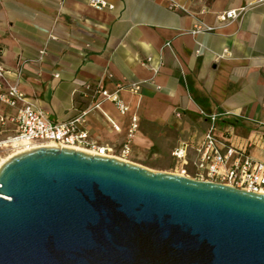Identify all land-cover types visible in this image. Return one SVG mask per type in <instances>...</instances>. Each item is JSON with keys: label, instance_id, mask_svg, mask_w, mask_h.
I'll use <instances>...</instances> for the list:
<instances>
[{"label": "crops", "instance_id": "obj_1", "mask_svg": "<svg viewBox=\"0 0 264 264\" xmlns=\"http://www.w3.org/2000/svg\"><path fill=\"white\" fill-rule=\"evenodd\" d=\"M105 1L0 0L2 64L28 99L58 121L88 108L84 128L110 152L135 116L130 152L159 157L207 131L205 114L221 113L218 136L232 131L264 162V0ZM228 10L240 14L221 20ZM135 82L138 92L128 89Z\"/></svg>", "mask_w": 264, "mask_h": 264}, {"label": "water", "instance_id": "obj_2", "mask_svg": "<svg viewBox=\"0 0 264 264\" xmlns=\"http://www.w3.org/2000/svg\"><path fill=\"white\" fill-rule=\"evenodd\" d=\"M0 264H264V193L33 148L0 168Z\"/></svg>", "mask_w": 264, "mask_h": 264}, {"label": "built area", "instance_id": "obj_3", "mask_svg": "<svg viewBox=\"0 0 264 264\" xmlns=\"http://www.w3.org/2000/svg\"><path fill=\"white\" fill-rule=\"evenodd\" d=\"M89 1L97 8L108 5L105 0ZM239 14L240 12L236 10H228L221 13L219 18L226 20ZM201 29V26H197L194 32ZM205 30L212 31L214 27L207 26ZM1 53L0 41V159L10 151L41 147L50 143L58 147L81 148L95 154L109 155L110 148L92 141L84 128L88 108H83L76 117L69 120L51 119L46 111L38 108L28 99L17 82L10 79L12 72L2 64ZM15 76L19 78L20 72H16ZM86 88L89 89L90 85ZM128 89L138 92L140 83H132ZM101 91L105 98L111 99L116 104L120 112L125 113L126 106L116 92L105 89ZM96 106L98 107L99 104ZM176 115L180 116L181 113L176 112ZM205 115L210 121L209 129L180 143L172 151L173 157L181 163L182 173L200 180L227 183L248 191L264 193V162L251 156L248 150L250 142L244 145L234 143V134L230 130L226 131L224 137H219L216 129L221 113ZM114 127L120 129L115 123ZM137 128L138 122L134 116L128 129L127 140L120 149L122 156L130 153V143ZM190 150L194 152L193 159H189ZM114 153L113 151L111 154L115 155ZM189 163L194 168L192 174L186 171Z\"/></svg>", "mask_w": 264, "mask_h": 264}, {"label": "rangeland", "instance_id": "obj_4", "mask_svg": "<svg viewBox=\"0 0 264 264\" xmlns=\"http://www.w3.org/2000/svg\"><path fill=\"white\" fill-rule=\"evenodd\" d=\"M11 152H15V151H10L9 153ZM9 153L7 154L9 155ZM7 154L3 155L2 158L5 157ZM114 154L122 157L121 159L139 163L153 170H163V171L183 174L181 163H178L172 156L159 157V156H155L152 152H148V151L138 152L137 154L130 152L129 154L122 156L120 154V150H116ZM186 169H187L186 171L190 174H192L194 171V168L191 163H189V165L186 166Z\"/></svg>", "mask_w": 264, "mask_h": 264}, {"label": "bare ground", "instance_id": "obj_5", "mask_svg": "<svg viewBox=\"0 0 264 264\" xmlns=\"http://www.w3.org/2000/svg\"><path fill=\"white\" fill-rule=\"evenodd\" d=\"M45 146H55V145H54L53 143H50V144L45 145ZM33 148H37V147H31V148L21 149V150H18V151L12 152V153H10L9 155L3 157L2 159H0V168H1V166H2L7 160H9L11 157H13V156H15L16 154H19V153H21V152H24V151H26V150L33 149ZM77 149L84 150V151H86V152H89V153L94 154L92 151H89V150H87V149H81V148H77ZM111 152H112V151H111ZM111 152H110V150H109V155H108V156H115V155H112ZM115 157H116V156H115ZM123 160H124V159H123Z\"/></svg>", "mask_w": 264, "mask_h": 264}]
</instances>
